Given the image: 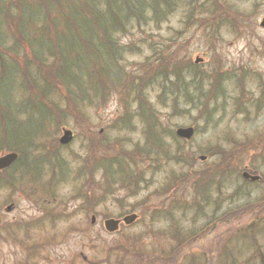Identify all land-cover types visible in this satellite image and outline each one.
I'll return each mask as SVG.
<instances>
[{"label":"rangeland","instance_id":"rangeland-1","mask_svg":"<svg viewBox=\"0 0 264 264\" xmlns=\"http://www.w3.org/2000/svg\"><path fill=\"white\" fill-rule=\"evenodd\" d=\"M165 1L160 18L145 9L144 26L116 35L114 86L14 84L12 103L46 111L13 113L20 135L0 150L19 154L0 173V264H260L264 230L247 225L264 218V0ZM188 126L190 139L176 137ZM64 129L73 138L60 144ZM176 235L189 241L181 260L144 261L169 255Z\"/></svg>","mask_w":264,"mask_h":264},{"label":"trees","instance_id":"trees-1","mask_svg":"<svg viewBox=\"0 0 264 264\" xmlns=\"http://www.w3.org/2000/svg\"><path fill=\"white\" fill-rule=\"evenodd\" d=\"M160 2L169 4L165 0H0V150H9L8 139H12L14 134L20 135V123H16L18 121L13 113L21 109L35 111L39 119L46 111L43 107L31 106V102L27 101L18 107L12 103L14 84H33L39 94L47 91L46 78H57L67 86H73V92L84 86L85 81L90 85L93 84L92 80L102 81L104 78V86L107 85L106 81L113 85L118 81V73L112 67L123 48L116 35L133 27L144 26L141 13L145 9L151 14L150 19L164 15L160 12L163 11ZM167 54L158 60L160 65H164L159 67V71L171 66L174 53ZM35 65L38 67L34 68ZM172 82L164 76L165 84ZM175 88L179 95L185 91H181L180 86ZM30 120L32 118H28L27 122ZM0 173L3 174V169ZM258 222L264 224V218L247 225L252 234L264 230L257 228ZM242 227L246 230V225ZM238 235L240 233L236 237ZM176 236L178 242L169 252L173 255L176 253L174 256L185 252L182 248L187 241L179 240ZM219 243L215 241L214 244L216 256L220 252ZM124 250L132 254L134 251L129 248ZM149 254L144 256V261L166 262L153 252ZM231 254L228 251L227 255ZM256 254L262 259L260 264H264V253L258 250ZM178 259L181 260L178 257L172 261ZM232 264L235 262L232 261Z\"/></svg>","mask_w":264,"mask_h":264},{"label":"water","instance_id":"water-1","mask_svg":"<svg viewBox=\"0 0 264 264\" xmlns=\"http://www.w3.org/2000/svg\"><path fill=\"white\" fill-rule=\"evenodd\" d=\"M261 26H264V17L261 23ZM200 59L196 58L195 62L197 63ZM70 130H64L62 136L59 138V143H66L69 141L70 137H71V132H69ZM175 133L182 138L185 139H189L190 136L193 134V128L192 127H179L175 130ZM18 154L14 151H8L6 153H3L2 155H0V170L5 169L7 167H9L11 164H13V162L17 159ZM242 176L245 178H250L251 180H255L258 178V176H254V175H249L246 172L242 173ZM13 205H8L5 210L6 211H10L12 209ZM136 218L135 214H129L126 215L122 218L123 222L125 224L127 223H131L132 221H134ZM91 221H94V218L92 217ZM118 223L119 220L118 219H113V218H108L104 220V227L107 231L112 232L115 231L118 227Z\"/></svg>","mask_w":264,"mask_h":264},{"label":"flooded vegetation","instance_id":"flooded-vegetation-1","mask_svg":"<svg viewBox=\"0 0 264 264\" xmlns=\"http://www.w3.org/2000/svg\"><path fill=\"white\" fill-rule=\"evenodd\" d=\"M263 17H264V16H263ZM263 17H261L262 19H261V21H260V26H261V23H262ZM72 138H73V133H71V137H70L69 141H71ZM69 141H68V142H69Z\"/></svg>","mask_w":264,"mask_h":264}]
</instances>
